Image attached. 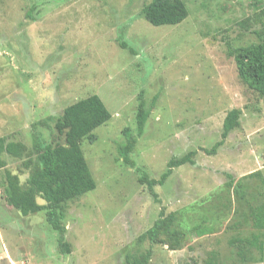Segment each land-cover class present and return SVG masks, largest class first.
Masks as SVG:
<instances>
[{
  "label": "rangeland",
  "instance_id": "obj_1",
  "mask_svg": "<svg viewBox=\"0 0 264 264\" xmlns=\"http://www.w3.org/2000/svg\"><path fill=\"white\" fill-rule=\"evenodd\" d=\"M151 1L0 0V138L24 146L20 157L1 155L0 264H128L149 252L148 264H264L253 219L264 204V96L232 56L260 42L242 23L264 0H184L188 18L160 27L142 14ZM95 94L112 116L94 143L81 142L96 189L63 204L62 254L45 209L23 216L11 205L6 176L29 189L38 147L65 145L57 122ZM141 101L150 114L132 167L120 149L126 129L137 135ZM234 109L239 126L209 154ZM192 151L164 185L141 181ZM160 219L156 242L139 240Z\"/></svg>",
  "mask_w": 264,
  "mask_h": 264
},
{
  "label": "trees",
  "instance_id": "obj_2",
  "mask_svg": "<svg viewBox=\"0 0 264 264\" xmlns=\"http://www.w3.org/2000/svg\"><path fill=\"white\" fill-rule=\"evenodd\" d=\"M142 14L153 26H176L183 23L189 15L188 7L184 0H152L146 5ZM243 26H253V33L259 39L258 44L238 48L232 51L236 62L239 77L251 89L264 96V7L254 13L252 17L244 21ZM123 49L128 45L121 43ZM131 53H134L130 49ZM150 110L146 108L145 101H141L137 115V135L134 136L130 129L125 130L127 144L120 149V153L127 165L135 167L130 158L137 140L142 136ZM241 111L234 109L225 118L221 140L213 147L209 154L215 155L222 147L230 133L239 126ZM111 113L103 100L98 95H91L82 99L64 111L56 128L59 133L65 135V145L55 147H38L39 159L42 169L32 176L30 188L23 189L18 178L10 173L7 174V185L10 192V203L23 216L46 210V218L51 228L58 233V247L62 254L70 253V245L65 239L67 229L63 224L64 203L77 199L96 189V182L88 167L81 142L88 139L90 143L96 141L93 133L96 129L106 124L111 119ZM24 146L21 143H6L5 138H0V168L4 167L1 155L8 153L16 157L22 155ZM195 151L181 158L169 161L167 170L159 180H151L141 172V181L153 190L157 185H164L176 168L193 163ZM37 196L46 202V206L37 203ZM176 217H169L174 222ZM254 226L264 230V204L253 211ZM166 219L158 220L146 235L140 237L143 241L148 239L155 243L161 231L166 227ZM151 252L144 257H128V264H148Z\"/></svg>",
  "mask_w": 264,
  "mask_h": 264
}]
</instances>
